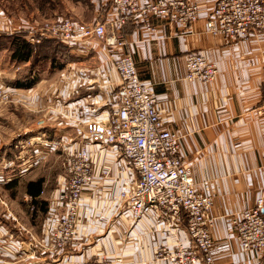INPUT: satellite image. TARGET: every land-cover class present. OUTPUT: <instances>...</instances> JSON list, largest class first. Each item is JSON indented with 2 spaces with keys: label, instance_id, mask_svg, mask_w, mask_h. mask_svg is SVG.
I'll return each instance as SVG.
<instances>
[{
  "label": "crops",
  "instance_id": "crops-1",
  "mask_svg": "<svg viewBox=\"0 0 264 264\" xmlns=\"http://www.w3.org/2000/svg\"><path fill=\"white\" fill-rule=\"evenodd\" d=\"M197 2L201 19L192 30L202 33L199 40L187 41L182 26L162 19L154 18L147 25L127 22L120 32L125 47H107L97 40L70 44L71 62L55 73L43 72L29 89H14L22 103L12 108L23 112H14V116L19 120L41 118L44 125H33L28 137L18 140L40 139L34 151L23 158V165L14 161L20 151L15 149L17 143L12 144L9 160L2 157L6 163L0 169V188L23 184L25 192L26 183L42 179L43 189L37 205L32 202L33 210L30 202L24 200L27 206H22L11 201L15 220L0 207V264H58L52 261L58 254L39 246L29 251L27 243L44 245L60 219L65 153L81 147L88 150L93 180L83 194L70 264L118 258L124 264H171L156 257L160 249L175 252L193 246L184 216L165 218L162 211L148 209L142 218L133 220L119 194L135 186L136 174L113 150L86 139V124L108 118L113 110L112 94L120 82L113 62L125 54L133 58L142 83L150 87L163 128L179 138L180 158L191 167L197 190L214 198L210 213L214 219V264H264V253L242 252L236 232L241 212L264 197V118L254 113L264 96V31H254L244 40L223 42L204 33L214 3ZM89 3L87 21L104 24L109 37L116 13L107 0ZM85 11L79 3L66 10L67 14L76 12L80 19ZM28 23L22 19L13 26ZM190 49L218 66L219 75L213 82L187 80ZM25 65L12 62L11 68L0 67V82L14 79ZM52 75L55 78L50 81ZM26 104L28 110L23 108Z\"/></svg>",
  "mask_w": 264,
  "mask_h": 264
},
{
  "label": "built area",
  "instance_id": "built-area-1",
  "mask_svg": "<svg viewBox=\"0 0 264 264\" xmlns=\"http://www.w3.org/2000/svg\"><path fill=\"white\" fill-rule=\"evenodd\" d=\"M116 13L111 23L112 33L107 37L105 25L99 22H81L76 19L45 20L40 24L21 27L0 22V33L13 34L21 30L31 45L56 41L85 44L90 40L103 41L107 47L123 48L127 42L120 32L127 22L150 24L152 19H162L184 28L182 36L190 41L199 40L202 33L192 27L201 19V6L197 0H157L141 4L139 0H107ZM214 8L205 21L204 33L223 42L247 39L254 31H264V0H212ZM150 32L155 28L148 26ZM120 79L112 94L113 110L104 120L86 124V139L103 149L109 148L126 162L136 174L135 186L123 189L119 199L127 204L133 220H139L148 209L162 211L165 218L185 217L193 246H182L175 252L160 249L156 257L171 264H214V242L211 229L214 219L210 216L214 198L197 190L191 167L180 158V142L170 130L164 129L156 99L149 86L142 83L135 61L125 54L113 62ZM187 80L213 82L219 75L218 66L208 61L198 50L186 56ZM0 82V94L6 90ZM254 113L264 118V96ZM41 121L38 128L43 126ZM85 139V140H86ZM40 142L31 137L17 142L20 149L14 161H21L34 151ZM63 160L65 184L62 191L63 212L46 243L31 241L30 250L45 247L58 254L52 261L70 264V247L75 238L79 210L86 188L92 183V164L86 147L68 150ZM12 163L9 165L11 167ZM31 201L32 198H29ZM34 208L32 207L31 210ZM237 240L242 252L264 253V197L255 207L240 214ZM3 243V242H2ZM2 245L0 244V250ZM82 264H124L120 258L114 262L95 259Z\"/></svg>",
  "mask_w": 264,
  "mask_h": 264
},
{
  "label": "rangeland",
  "instance_id": "rangeland-1",
  "mask_svg": "<svg viewBox=\"0 0 264 264\" xmlns=\"http://www.w3.org/2000/svg\"><path fill=\"white\" fill-rule=\"evenodd\" d=\"M77 3H79L80 6L86 10L83 13V19L77 18L79 16H77L76 12L75 15L77 17L72 13L67 14L66 12V10H70L71 7H74ZM90 9L91 5L89 0H0V22L6 21V24L11 26L15 24V22L23 19L29 22L28 24H40L45 20H58L59 17L61 19L72 18L81 22H88L87 20H89L91 16L88 12ZM1 34L2 33H0V35ZM6 38L9 37L0 36V44H5V48L3 49L2 46H0V67L11 68V52L8 45H6L9 39L7 40ZM58 64L61 65L62 61H59ZM64 65L61 66V69ZM26 68V65L21 68L20 71L17 72L15 78L24 73ZM57 71L59 70L54 69L51 72L55 73ZM54 78L55 77L52 75L50 81H53ZM7 81L11 80L9 79ZM6 82L5 86L7 89L0 94V169L3 167V164L6 163L2 157L6 156L7 160L10 159V155L12 154V144L17 143L20 138L28 137L27 135L30 133L29 129H31L33 125L37 127L41 121L43 122V119L41 120V118L35 119L34 121L33 118H23L19 120L14 116V112H21L23 114L22 110L12 108L19 107V104L22 103L19 102L21 97L14 92L13 88L8 87ZM23 108L28 110L29 107L26 104ZM23 134H25V136H23ZM23 189V184L16 185L15 187L8 189L0 188V207L3 208L4 212L9 216V219L15 220L12 213V208H14L15 205L11 201H14L18 205L22 206L26 205L25 202H30V209L33 207L32 200L29 201L30 196H28ZM25 211L26 214L29 215L27 208H25Z\"/></svg>",
  "mask_w": 264,
  "mask_h": 264
},
{
  "label": "trees",
  "instance_id": "trees-1",
  "mask_svg": "<svg viewBox=\"0 0 264 264\" xmlns=\"http://www.w3.org/2000/svg\"><path fill=\"white\" fill-rule=\"evenodd\" d=\"M25 33L20 31L0 35L9 37L6 38L9 39L6 45H8L11 52V61L16 64H27L24 73L6 82L7 86L13 89H29L37 83L43 72L53 71L54 69L60 70L62 65H66L73 60V56L67 50L68 47L64 44L56 41H45L39 45H31L27 42ZM0 46H2V49L5 48V44H0ZM59 61H62L61 65L58 64ZM4 187L11 188V184ZM42 189V179L26 183L25 193L32 198L33 204L37 205L36 198Z\"/></svg>",
  "mask_w": 264,
  "mask_h": 264
}]
</instances>
